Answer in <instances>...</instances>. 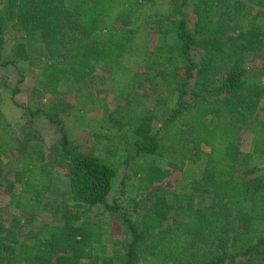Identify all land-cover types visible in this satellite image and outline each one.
Instances as JSON below:
<instances>
[{
    "label": "trees",
    "instance_id": "1",
    "mask_svg": "<svg viewBox=\"0 0 264 264\" xmlns=\"http://www.w3.org/2000/svg\"><path fill=\"white\" fill-rule=\"evenodd\" d=\"M257 16L264 20V0H3L0 68L26 63L40 71V87L52 99L25 113L13 160L10 144L0 142V203L8 195L20 211L6 229L0 207V264L93 260L103 228L81 213L94 208L113 213L129 234L103 264H264V173L250 167L264 157V80H252L264 79V67L246 68L264 50ZM144 34L158 38L152 51L142 52ZM138 53L147 55L139 73L128 63ZM98 70L129 79L127 90L147 86L154 103L146 114L130 102L111 112L83 147L66 116L92 112L89 79ZM70 82L72 106L60 97ZM2 105L0 93V132L9 126ZM40 119L60 127V142L44 161ZM243 131L252 132L245 157ZM98 154L132 162L136 193L126 207L108 204L118 171ZM168 155L180 163L163 169L157 160ZM189 161L200 165V178L188 192L170 195L165 180ZM57 168L65 171L75 210L64 212L63 223L33 227L20 243L18 229L49 209Z\"/></svg>",
    "mask_w": 264,
    "mask_h": 264
},
{
    "label": "rangeland",
    "instance_id": "2",
    "mask_svg": "<svg viewBox=\"0 0 264 264\" xmlns=\"http://www.w3.org/2000/svg\"><path fill=\"white\" fill-rule=\"evenodd\" d=\"M3 0H0V9L2 8ZM192 4L189 6V15L191 14ZM258 17V22L263 24V19ZM12 37L8 38V44L5 46L4 60L10 58L11 48L13 44ZM141 38L136 42L140 44ZM158 38H154L152 34L142 36L144 41V48L142 52L152 51ZM12 40V41H11ZM194 58L199 59V53H194ZM147 55L145 53L137 54L129 57L128 63L133 67V72H141L142 68L137 65L144 66V61ZM264 67V50L251 57L247 63L246 68L261 69ZM23 80V81H22ZM40 71L32 69L26 63H19L18 66H8L0 68V93L3 96L2 109L5 113L9 126L6 130L0 132V142H8L11 151L8 158L14 159V149L18 146L20 140L23 138L20 126L25 122L23 117L27 110H36L40 106H46L52 96L45 95L39 84ZM127 78L121 80L113 79L110 71L98 70L90 79L89 86L96 100V106L92 112L87 114H80L75 111L70 112V116H66V126L72 131L75 142L87 147L92 141L93 134L101 128L102 121L114 111H120L126 103L130 102L132 108H138L143 114H146L153 106L154 96L151 89L144 85L134 84L131 89H126L128 84ZM259 82L263 78L252 79ZM18 90V92L16 91ZM16 92V93H15ZM61 98L69 105L76 103V86L74 83H64L60 87ZM123 95H127L123 99ZM160 121V120H159ZM262 123V118L257 122L256 126ZM37 132L42 142V149L44 155L41 160L48 159V149L52 144L60 142V127L47 123L40 119L37 125ZM251 131H243L240 134L239 141L242 145V154L245 157L250 152ZM208 149L205 148V152ZM108 163L113 165L118 175L114 181L113 189L108 199L110 206L121 205L126 207L128 199L136 193L137 177L133 174L134 167L132 162L125 165L121 158L109 159L106 155L98 154ZM12 163V162H10ZM171 163H180V160L173 155H168L164 159H158L157 165L163 169H169ZM14 166H20V163H13ZM250 167H254L260 173H264V157L255 158L250 161ZM201 167L194 165L190 161L181 171H173L172 176L165 180L164 187L170 195L185 193L192 188L194 180L200 178ZM53 188L50 194L46 196L49 204L48 210L41 209L37 215L32 226H25L18 229L19 242L23 243L30 238V231L33 227H39L45 223L59 224L63 223V214L66 210H75L74 203L70 199V190L63 169H55L52 177ZM19 193V190L17 191ZM10 198L7 195L0 203L3 208V221L5 228L14 224L16 215L20 214L19 210H15L9 205ZM10 207V208H9ZM82 220H91L100 223L103 228L104 240L102 245L98 248L96 257L87 261L84 264H103L105 260L111 257L113 251L117 249L121 242L128 238V230L125 225L117 219L114 214L103 210L102 208L90 209L88 212L82 211ZM43 264V263H33Z\"/></svg>",
    "mask_w": 264,
    "mask_h": 264
}]
</instances>
